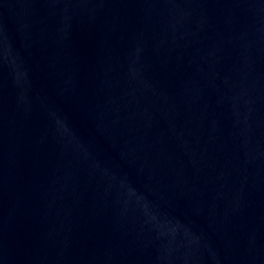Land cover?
<instances>
[{"label":"water","instance_id":"1","mask_svg":"<svg viewBox=\"0 0 264 264\" xmlns=\"http://www.w3.org/2000/svg\"><path fill=\"white\" fill-rule=\"evenodd\" d=\"M0 264H264V0H0Z\"/></svg>","mask_w":264,"mask_h":264}]
</instances>
